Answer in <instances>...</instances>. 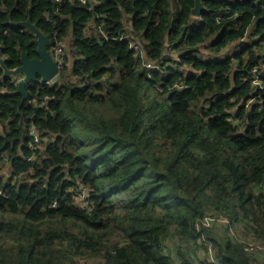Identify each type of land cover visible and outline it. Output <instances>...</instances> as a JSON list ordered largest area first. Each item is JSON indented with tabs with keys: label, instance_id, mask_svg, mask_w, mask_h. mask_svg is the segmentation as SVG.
<instances>
[{
	"label": "trees",
	"instance_id": "16d2710c",
	"mask_svg": "<svg viewBox=\"0 0 264 264\" xmlns=\"http://www.w3.org/2000/svg\"><path fill=\"white\" fill-rule=\"evenodd\" d=\"M92 1L0 0L9 69L22 53L38 57L36 35L15 24L26 20L49 49L66 43L67 62L62 83L29 84L24 104L0 66V188L10 193L0 195V264H192L204 248L195 220L214 211L264 239V88L250 74L264 61V0H202L200 15L195 0ZM79 110L92 115L80 133ZM32 125L47 138L38 164L27 161ZM79 185L90 213L61 199ZM205 231L220 264H264L226 231Z\"/></svg>",
	"mask_w": 264,
	"mask_h": 264
},
{
	"label": "built area",
	"instance_id": "2783aa9c",
	"mask_svg": "<svg viewBox=\"0 0 264 264\" xmlns=\"http://www.w3.org/2000/svg\"><path fill=\"white\" fill-rule=\"evenodd\" d=\"M79 2L82 5H85L89 7L90 10H93L97 3L93 2L92 0H79ZM102 24L99 29L102 32V34L106 37V33L104 32ZM246 41V37L241 39L240 43L236 46V51H240L242 49L243 42ZM130 47L136 51L137 54L141 57V66H147V67H155L152 66L150 63L145 62L144 53L140 50L139 46L134 44L132 41H130ZM51 55L53 59L57 62L58 67V74L51 80H48L46 82H43L41 78H38L35 82H40L42 84L47 85H54L56 83H62V76L61 73L64 71L65 66L67 65L66 62V43L64 41H56L50 48ZM225 53V52H224ZM224 53L218 55L221 56L220 59L229 57V53L225 55ZM224 54V55H223ZM212 58H218L215 55L211 54ZM207 58V57H206ZM157 68V67H156ZM158 69V68H157ZM251 78H252V85L256 89H263L264 88V81L262 79V76H264V61L261 62L258 65H255L250 70ZM9 83L12 85L18 86L19 82L24 78L22 74L18 75H10L8 76ZM68 79L70 81H76L78 80V77L75 78L73 76H68ZM106 86L108 85L106 82H103ZM3 88L6 89L7 85L4 84ZM45 100H48L49 97L45 96ZM255 99H251L245 104V107H250V104ZM237 123L243 127L244 122L238 120ZM29 142H28V149L30 150L31 154L27 158L28 162H31L33 164H38L40 160L43 157L44 152V141L47 139L44 137L41 132L32 125L29 129ZM5 168L9 169V158L5 157ZM12 172V171H11ZM11 176L7 178H3V185H6L9 181ZM262 188L264 189V184H262ZM0 195L2 196H10L9 191L3 190L0 188ZM62 200H70L73 204L79 206L83 210L87 212H92L94 209L93 201L90 198V190L88 187L84 185H79L77 187H71L67 190L66 194L61 197ZM58 201L52 202L48 207H56L58 205ZM196 231L201 235L199 244L203 246V249L196 250L193 254L190 256V260L192 264H202L201 259L203 257H206L211 264H220L217 258L215 257V248L213 243L206 237V229H222L226 231L233 239L237 240L244 246V250L251 253H258L264 255V239L263 238H254L251 236H245L241 230L236 229L233 225L231 219L224 213L219 211H214L210 213H204L196 218L194 223ZM243 230V227H241ZM173 245V242L171 239H167L164 242L163 251L168 252ZM174 254V252H173ZM76 261L78 264H103V261L101 259H93L89 257H78L76 258Z\"/></svg>",
	"mask_w": 264,
	"mask_h": 264
},
{
	"label": "water",
	"instance_id": "95a60500",
	"mask_svg": "<svg viewBox=\"0 0 264 264\" xmlns=\"http://www.w3.org/2000/svg\"><path fill=\"white\" fill-rule=\"evenodd\" d=\"M205 11L202 0H195V6L192 10L194 15H200ZM18 26L27 28L31 33L36 35L38 57L30 58L27 54L22 53V64L16 69H9L6 65V59L0 52V66L4 69L3 76L22 74L24 78L18 84V91L22 94V103L24 104L29 92L27 86L38 78L43 82L53 79L58 74L57 62L53 59L49 49V38L41 32L30 20L15 23ZM145 62L149 63V59L145 57Z\"/></svg>",
	"mask_w": 264,
	"mask_h": 264
},
{
	"label": "rangeland",
	"instance_id": "374dc122",
	"mask_svg": "<svg viewBox=\"0 0 264 264\" xmlns=\"http://www.w3.org/2000/svg\"><path fill=\"white\" fill-rule=\"evenodd\" d=\"M230 54V53H229ZM208 58V57H207ZM77 113V116H78V120H77V122H75V125H76V128H77V130H78V132L80 133V132H82V126H81V122H79V120L81 119V120H83V121H86V120H84L85 118H92V115L91 114H89L88 112H84L83 110H79V111H77L76 112ZM83 115V116H82ZM80 120V121H81ZM80 123V124H79ZM82 137H84L85 136V134L84 135H81ZM238 227L239 226H235V228L236 229H238ZM242 227V226H241ZM245 236H247V234L245 235Z\"/></svg>",
	"mask_w": 264,
	"mask_h": 264
},
{
	"label": "crops",
	"instance_id": "0c3cea01",
	"mask_svg": "<svg viewBox=\"0 0 264 264\" xmlns=\"http://www.w3.org/2000/svg\"><path fill=\"white\" fill-rule=\"evenodd\" d=\"M226 53H227V54L230 53V50L227 51V52H225L224 54L227 55ZM206 54H207V53H206V51H205V55H204V56H205V57H208V58H212L211 55H210L209 53H208L209 55H206ZM224 54H223V55H224ZM68 76H70V75H68ZM9 168H10V166H9ZM11 173H12V172H11V168H10V170H9V169H4V170H3V173H2V177H3V178H7V177L11 176Z\"/></svg>",
	"mask_w": 264,
	"mask_h": 264
}]
</instances>
